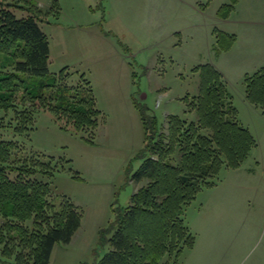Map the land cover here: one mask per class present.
I'll return each instance as SVG.
<instances>
[{"label": "rangeland", "instance_id": "374dc122", "mask_svg": "<svg viewBox=\"0 0 264 264\" xmlns=\"http://www.w3.org/2000/svg\"><path fill=\"white\" fill-rule=\"evenodd\" d=\"M238 1L222 20L217 11L228 0H58V13L39 22L50 43V75L67 67L68 85L84 77L100 111L93 143L60 129L49 111L37 113L29 134L34 148L63 160L45 180L55 201L67 198L82 214L72 240L54 246L49 264H94L109 250L105 230L114 209L127 206L140 185L133 174L142 162L144 129L135 101L163 132L170 114L196 122L197 111L188 105L200 90L195 68L216 61L230 64L224 71L231 102L257 145L238 168L222 165L215 184L185 206L194 245L161 264H264V114L248 102L239 68L242 58L264 54V0ZM20 2L44 11L52 0ZM214 28L238 37L218 60Z\"/></svg>", "mask_w": 264, "mask_h": 264}, {"label": "trees", "instance_id": "16d2710c", "mask_svg": "<svg viewBox=\"0 0 264 264\" xmlns=\"http://www.w3.org/2000/svg\"><path fill=\"white\" fill-rule=\"evenodd\" d=\"M20 1L0 0V264H49L54 246L72 240L82 214L67 198L55 201L45 180L63 168L62 159L34 148L29 134L37 113L49 111L60 129L93 143L100 111L84 77L68 85L67 67L50 75V43L39 22L49 23L58 13V0L44 11L34 5L26 9ZM237 3L228 0L217 16L228 18ZM19 9L27 14L18 16ZM213 33L216 55L236 41L235 34L217 28ZM195 71L200 90L188 105L197 111L196 122L170 114L163 132L156 117L135 101L144 129L137 154L142 162L133 174L140 185L127 206L114 209L105 230L109 250L94 264H161L166 255L177 257L192 248L195 237L183 218L185 206L215 184L222 165L238 168L256 147L237 120L221 72L211 63ZM48 75L52 79H39ZM244 84L248 102L264 114V64L244 74Z\"/></svg>", "mask_w": 264, "mask_h": 264}, {"label": "crops", "instance_id": "0c3cea01", "mask_svg": "<svg viewBox=\"0 0 264 264\" xmlns=\"http://www.w3.org/2000/svg\"><path fill=\"white\" fill-rule=\"evenodd\" d=\"M239 2V1H238ZM238 4V3H237ZM237 4H236V6H237ZM236 6H235V8H234V10H233V12L235 11V9H236ZM227 19V18H226ZM223 20V19H222ZM262 25L264 26V23H262ZM261 26V25H260ZM264 30V29H263ZM263 30H262V33H263ZM262 39H264V38H262ZM238 41V37H236V41H235V43L233 44V46L231 47V49L229 50V51H227V52H223L222 54H218V55H216V59L218 60V59H222L223 57H226V56H228L227 54L230 52V51H232L233 50V48H234V46H235V44H236V42ZM247 51H248V49H247ZM262 55L259 57V58H257L256 57V59H252V60H250V59H246V57L245 58H242V64H240V67L239 68H242V71H241V74H246V73H250V72H252V70H255L256 68L258 69L260 66H262L263 64H264V54L263 53H261ZM260 55V54H259ZM258 55V56H259ZM235 59V58H234ZM234 59L232 60V62L231 63H233L234 62ZM237 59V58H236ZM232 65V64H231ZM215 66V65H214ZM226 66H230V64H223V65H221V67H220V65H218V63H217V61H216V68L222 73V75H223V77L225 78V72L226 71H224L225 69V67ZM221 70H223V72L221 71ZM224 73V74H223Z\"/></svg>", "mask_w": 264, "mask_h": 264}]
</instances>
